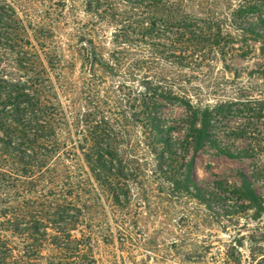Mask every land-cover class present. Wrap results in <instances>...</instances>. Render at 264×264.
Masks as SVG:
<instances>
[{
    "label": "rangeland",
    "instance_id": "obj_1",
    "mask_svg": "<svg viewBox=\"0 0 264 264\" xmlns=\"http://www.w3.org/2000/svg\"><path fill=\"white\" fill-rule=\"evenodd\" d=\"M122 1L0 0V76L17 83L40 72L31 61L38 52L68 124L60 136L103 137L113 174L99 181L85 157L62 155L32 190L16 183L0 191V211L26 193L43 216L65 208L62 182L79 194L69 212L79 220L71 233L79 255L55 245L56 227L39 224L32 228L41 237L13 256L27 264H264V217L253 221L237 193L246 177L264 204V35L256 39L264 3L164 0L224 37L189 40L198 35L189 29L175 40L176 29L161 22L159 35H137L131 26L142 12ZM150 85L218 110L211 143L196 152L190 113L177 101L157 99L149 118L141 105Z\"/></svg>",
    "mask_w": 264,
    "mask_h": 264
},
{
    "label": "trees",
    "instance_id": "obj_2",
    "mask_svg": "<svg viewBox=\"0 0 264 264\" xmlns=\"http://www.w3.org/2000/svg\"><path fill=\"white\" fill-rule=\"evenodd\" d=\"M122 2L130 8L142 12L139 15L136 14L137 21L134 20V25L131 27L134 32H138L137 35H141L145 39H150L156 34L159 35V31L162 30L160 28L167 25L176 29L174 33L175 40H186L187 36L182 31L189 29L198 31V35L189 40H224L221 34H213L209 28H205L207 24L204 20L185 16L178 10L171 12L167 7V5L169 6L167 1L123 0ZM258 3H264V0L251 1L246 6L253 9ZM157 22L164 25H158ZM256 35V39L259 40L264 37L260 38L261 35H264L263 32H257ZM114 36L118 38L116 34ZM126 38H128L127 35ZM0 47L2 48V46ZM91 50L92 48L89 49V52ZM32 55H34V58L31 61L33 64L38 63L36 68L40 72H33L30 78L17 83H12L0 76V191L8 192L13 189V184L16 183H21L25 188L32 190L35 188L34 182L40 181L62 155L66 156V161L72 160V157L77 158L78 154L80 157H85L86 162L82 159L83 164L87 165L90 173L95 178L97 177L99 181H103L104 175H113L111 162L106 158L110 155V148L104 146L105 140L103 137H84L80 142V140H76L71 136H69L70 138L60 136V133L68 124L63 117L62 108L52 101V99L56 100L55 94L53 96L55 87L42 63V57L39 56L38 52ZM93 67H96V65H93ZM145 97L141 109L149 115V118H152L151 115H153V108L150 106H157L159 99L166 102L177 101L190 113V136L196 152L201 151L211 143V128L218 110L180 98L172 90L156 85L145 87ZM148 97L158 100L151 103V98L148 99ZM152 127L154 133L160 134V132H163L162 130L156 132L154 123ZM80 143L83 144L81 148ZM95 153L97 155L96 160L90 158V154ZM91 174L86 176L85 182H92L93 176ZM71 179H75V177L69 174L65 180ZM68 182H62L61 188V190L64 187L71 188L67 192L63 191L66 193L64 197L67 198L64 202L65 208L62 205H52L51 207L56 208L53 213L49 214L50 216H43L41 211L38 210L39 208H36V212H33L32 204L35 202L29 199L26 193H23L20 205H15L12 199L4 204L5 209L0 211V264H27L18 256L14 257L13 254L19 248L20 243L23 245L29 244V242L36 243L35 240L41 237V234L39 230L33 229L32 226L36 227L39 224H44L43 227L47 225L56 227L60 238L56 236L55 245H63L65 250L80 254L77 250L82 244L71 235V233L77 232L79 220L75 214L69 213L75 207L76 202L74 203V199L78 200L79 194L76 192V187H72ZM176 183L179 184L178 181ZM78 190L81 191L80 188ZM187 192L190 193L189 188ZM237 193L244 202L250 205V209L254 213L252 220L260 222L264 217V204L246 177L242 178V185ZM5 195L8 197L9 193ZM51 207H48V209L52 210ZM40 209L46 210L47 207L40 206ZM60 222L65 224L64 228H61ZM22 225L31 227L22 229ZM46 229H49V227ZM42 236H46V233ZM88 239L89 242L86 246L90 247L89 254L92 255L91 240ZM79 259V257H75L74 260Z\"/></svg>",
    "mask_w": 264,
    "mask_h": 264
},
{
    "label": "water",
    "instance_id": "obj_3",
    "mask_svg": "<svg viewBox=\"0 0 264 264\" xmlns=\"http://www.w3.org/2000/svg\"><path fill=\"white\" fill-rule=\"evenodd\" d=\"M236 247L242 251L245 252V243L239 238L236 242Z\"/></svg>",
    "mask_w": 264,
    "mask_h": 264
}]
</instances>
